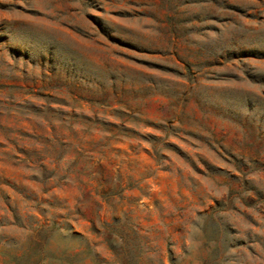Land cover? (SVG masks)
Returning <instances> with one entry per match:
<instances>
[{
	"label": "rangeland",
	"instance_id": "obj_1",
	"mask_svg": "<svg viewBox=\"0 0 264 264\" xmlns=\"http://www.w3.org/2000/svg\"><path fill=\"white\" fill-rule=\"evenodd\" d=\"M0 264H264V0H0Z\"/></svg>",
	"mask_w": 264,
	"mask_h": 264
}]
</instances>
